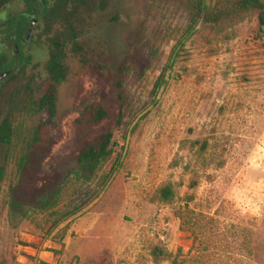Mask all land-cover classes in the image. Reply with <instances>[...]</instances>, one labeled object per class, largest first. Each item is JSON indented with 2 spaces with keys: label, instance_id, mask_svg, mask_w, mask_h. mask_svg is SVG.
I'll return each instance as SVG.
<instances>
[{
  "label": "rangeland",
  "instance_id": "obj_1",
  "mask_svg": "<svg viewBox=\"0 0 264 264\" xmlns=\"http://www.w3.org/2000/svg\"><path fill=\"white\" fill-rule=\"evenodd\" d=\"M72 1L21 43L8 26L26 3L1 13L0 71L15 69L0 83V120L30 127L18 105L28 85L42 93L56 40L66 68L57 118L72 121L122 81L116 145L84 181L76 155L93 138L90 127L51 133L21 170L0 142V264H153L157 242L180 264H264V28L256 16L215 33L190 28L170 1ZM124 62L129 70H119ZM203 142L205 162L196 155ZM168 183L172 203L156 198ZM72 207L54 225L60 215L52 213Z\"/></svg>",
  "mask_w": 264,
  "mask_h": 264
},
{
  "label": "trees",
  "instance_id": "obj_2",
  "mask_svg": "<svg viewBox=\"0 0 264 264\" xmlns=\"http://www.w3.org/2000/svg\"><path fill=\"white\" fill-rule=\"evenodd\" d=\"M51 1L43 0L39 7L42 9L36 12L33 10V3L25 0L26 9L23 10L19 17L17 16L10 20L8 32H17L15 35L16 39L21 43L32 15H37L39 25H43L47 21L49 13L60 16L58 11L62 9L67 12V7L73 2L72 0H53L55 4L50 7ZM151 1H170L178 7H182L188 14L190 28L206 26L215 33H225L230 27L251 15L256 16L258 29L264 28V0H214V2L209 0ZM63 56L61 43L51 40L50 57L46 64L49 78L42 93L40 96H36L31 86L28 85L24 89L23 98L18 105V110L30 121H33L27 129L21 124L14 123L10 116L4 117L0 120V142L8 145V155L12 156L16 152L18 168L21 170L22 167L28 164L30 150H39L46 147L51 133L55 134L61 128L63 130L62 134H66L71 129L82 131L83 128L90 127L94 130L92 133L93 138L88 140L86 147L76 155L80 167L77 174L84 181H88L114 152V146L116 145L114 134L120 128L123 119V82H117L115 89L107 92L104 98L97 97L91 100L90 104L84 106L81 113L76 115L72 121L69 119L60 121L56 116V97L58 87L66 75ZM126 69L127 66L124 62L120 65L119 70ZM86 138H90V136L87 135ZM196 155L198 161L202 160L205 162L207 160L209 155L207 142L202 143L197 149ZM222 164L217 163L216 167L220 168ZM192 173L197 177V171H192ZM3 174L4 169L2 168L0 169V178H2ZM193 178L189 185L190 189L195 188L198 184L197 178ZM156 198L162 202L172 203L176 198L172 185L168 183L158 188ZM192 200L193 194L187 195L185 198L186 205ZM44 204L53 207L56 206L57 200L53 202L45 201ZM77 209L78 207H72L64 212L54 211L52 214L60 215L54 225L75 214ZM176 214L180 219L183 218L182 210L177 209ZM149 256L153 264H160L165 260H170L171 264H180L178 256L173 255L160 242L150 246Z\"/></svg>",
  "mask_w": 264,
  "mask_h": 264
},
{
  "label": "flooded vegetation",
  "instance_id": "obj_3",
  "mask_svg": "<svg viewBox=\"0 0 264 264\" xmlns=\"http://www.w3.org/2000/svg\"><path fill=\"white\" fill-rule=\"evenodd\" d=\"M23 1L25 2V0H0V15L2 12L6 11V10H8L7 11V13H8L10 11V7L13 3H19V2H23ZM29 1L33 3V10H35L36 12L39 11L40 9H42L39 7H40V3H42L43 0H29ZM49 1H51V0H49ZM53 2H55V1H53V0L51 1L52 5H53ZM51 4H50V7L52 6ZM25 9H26V5H25ZM21 13L18 14L15 12L13 18L17 17V16L19 17ZM36 25H39L38 17H37V15H32L31 21L29 22V27H27V29H26L27 31L25 33L31 32L33 27H35ZM14 69L15 68L8 69L6 71H0V73L8 72V75L6 77H4L2 80H0V83L4 82L6 79L12 77V72Z\"/></svg>",
  "mask_w": 264,
  "mask_h": 264
},
{
  "label": "water",
  "instance_id": "obj_4",
  "mask_svg": "<svg viewBox=\"0 0 264 264\" xmlns=\"http://www.w3.org/2000/svg\"><path fill=\"white\" fill-rule=\"evenodd\" d=\"M7 75H8V72H2V73H0V80H2Z\"/></svg>",
  "mask_w": 264,
  "mask_h": 264
}]
</instances>
